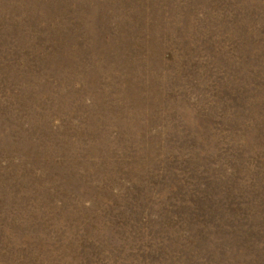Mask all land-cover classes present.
Listing matches in <instances>:
<instances>
[{
	"label": "rangeland",
	"instance_id": "374dc122",
	"mask_svg": "<svg viewBox=\"0 0 264 264\" xmlns=\"http://www.w3.org/2000/svg\"><path fill=\"white\" fill-rule=\"evenodd\" d=\"M0 264H264V0H0Z\"/></svg>",
	"mask_w": 264,
	"mask_h": 264
}]
</instances>
